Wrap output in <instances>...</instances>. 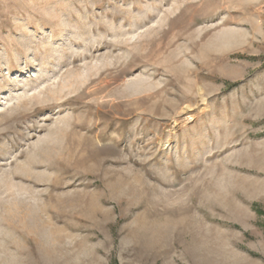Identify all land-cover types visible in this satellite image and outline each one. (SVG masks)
<instances>
[{"label": "rangeland", "instance_id": "374dc122", "mask_svg": "<svg viewBox=\"0 0 264 264\" xmlns=\"http://www.w3.org/2000/svg\"><path fill=\"white\" fill-rule=\"evenodd\" d=\"M0 264H264V0H0Z\"/></svg>", "mask_w": 264, "mask_h": 264}]
</instances>
